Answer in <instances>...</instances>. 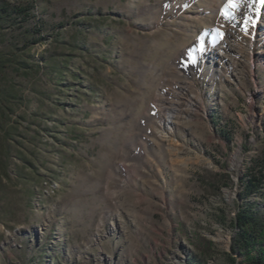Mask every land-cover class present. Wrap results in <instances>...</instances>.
<instances>
[{
  "label": "rangeland",
  "instance_id": "374dc122",
  "mask_svg": "<svg viewBox=\"0 0 264 264\" xmlns=\"http://www.w3.org/2000/svg\"><path fill=\"white\" fill-rule=\"evenodd\" d=\"M227 3L0 0V264L241 260L237 209H264V185L244 191L264 170V6Z\"/></svg>",
  "mask_w": 264,
  "mask_h": 264
},
{
  "label": "trees",
  "instance_id": "16d2710c",
  "mask_svg": "<svg viewBox=\"0 0 264 264\" xmlns=\"http://www.w3.org/2000/svg\"><path fill=\"white\" fill-rule=\"evenodd\" d=\"M0 67H3L0 65ZM65 76L64 72L57 75L58 79ZM264 185V170L257 175L250 173L245 180L244 191L248 194L260 192ZM235 238L231 247L232 254L241 256L237 264H264V209H258L254 204H246L237 209L232 221ZM199 254L205 258L213 256V243L205 238H200L195 244ZM231 263L236 260L231 258Z\"/></svg>",
  "mask_w": 264,
  "mask_h": 264
},
{
  "label": "snow or ice",
  "instance_id": "6c2138e0",
  "mask_svg": "<svg viewBox=\"0 0 264 264\" xmlns=\"http://www.w3.org/2000/svg\"><path fill=\"white\" fill-rule=\"evenodd\" d=\"M242 2L243 0H228V3L225 5L222 11V15H224L225 18H233L232 12H230L229 10L231 9L233 12L240 11ZM262 6H264V0H256L255 9H256L257 16L259 15V11ZM247 7L251 8L253 7V5L251 3H248ZM252 19H253L252 17H248L247 15H245L244 22H243L244 27L242 30L247 32V25L251 22ZM189 59L191 60V55Z\"/></svg>",
  "mask_w": 264,
  "mask_h": 264
},
{
  "label": "bare ground",
  "instance_id": "6f19581e",
  "mask_svg": "<svg viewBox=\"0 0 264 264\" xmlns=\"http://www.w3.org/2000/svg\"><path fill=\"white\" fill-rule=\"evenodd\" d=\"M201 63H202V62H201ZM199 64H200V62H199ZM168 118L171 119V115H170V113L168 114Z\"/></svg>",
  "mask_w": 264,
  "mask_h": 264
}]
</instances>
